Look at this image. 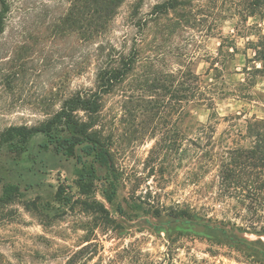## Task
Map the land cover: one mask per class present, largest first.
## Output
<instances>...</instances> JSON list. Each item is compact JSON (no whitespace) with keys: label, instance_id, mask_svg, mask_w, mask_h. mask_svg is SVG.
<instances>
[{"label":"trees","instance_id":"16d2710c","mask_svg":"<svg viewBox=\"0 0 264 264\" xmlns=\"http://www.w3.org/2000/svg\"><path fill=\"white\" fill-rule=\"evenodd\" d=\"M208 1L212 3L207 9L210 13L205 12L198 0L157 3L147 17L140 19L130 43L122 45L115 43L110 33L125 0H69L67 11L53 20V37L70 36L79 41L83 51L81 71L94 64V87L64 96L39 124L6 128L0 133V150L7 147L25 151L32 140L42 136V141L36 143L37 152L32 154L33 164L49 167L55 162L60 166L59 172L68 170L72 177H62L60 173L53 177L54 182L30 197L29 192L41 186V179L31 180L29 187H24L27 192L20 182H3L0 207L19 202L36 214L46 229L58 222H70L74 232L81 231L64 264H90L96 256L99 259L93 264H217L214 259L226 254L247 264H264V119H249L242 133L234 128L223 131L222 134L232 137L229 141L218 137L216 127L218 77L222 73L216 64L221 63L223 56L236 55L237 46L218 36L222 41L207 72L209 75L213 69L217 75L207 80L197 71L200 60L196 53L164 60L158 52L157 34L163 30L165 20L176 21V26L183 25L181 20H185L190 26L219 7L232 17H264V0H223L222 5L219 0ZM12 8L11 0H0V36L11 18ZM250 44L254 53L243 69L253 79L264 77V39L259 37ZM128 83L136 86L125 89ZM122 91L126 116L145 113L151 118H174L172 134L157 139L151 152L162 163L171 153L177 154L172 161L180 164L183 157L179 155L188 151L197 163L204 159L205 172L216 166L218 195L243 206L244 214L240 216L244 223L203 215L196 208L180 203L154 205L135 196L118 201L121 175L113 152L114 134L107 133L103 112L107 96ZM201 107L210 110L206 123L196 114ZM187 139L189 148L184 147ZM36 174L37 171L33 176ZM114 204L113 211L110 206ZM135 217H142L143 222L153 220L159 236L165 231L167 249L153 252L134 241L115 255H105L100 233L122 236L120 228L126 230L123 224ZM188 236L206 244L208 256L189 250L179 260L183 240Z\"/></svg>","mask_w":264,"mask_h":264},{"label":"rangeland","instance_id":"374dc122","mask_svg":"<svg viewBox=\"0 0 264 264\" xmlns=\"http://www.w3.org/2000/svg\"><path fill=\"white\" fill-rule=\"evenodd\" d=\"M161 1L125 0L112 24L110 36L113 41L118 45L129 44L140 19L147 17L146 14ZM219 1V5L224 2ZM11 2V18L0 36V133L12 125L31 127L39 124L64 96L94 87V64L81 71L83 51L79 41L70 36H52L53 20L67 11L69 0ZM197 3H201L205 12L208 5H212L208 0H198ZM229 15L219 7L215 13L200 22H191L190 26L185 20H181V26H176V21L172 24L170 20H165L163 30L157 34L161 59H180L184 53H196L200 60L197 71L204 80L217 75L213 69L209 75L207 72L213 66V57L217 56L222 41L218 36L226 37L237 46L236 55L223 56L219 61L221 63L216 64L222 69L218 77L216 111L219 121L216 127L218 137L225 141L232 137L222 134L223 131L234 128L242 133L249 119H264V77L253 79L243 69L248 64L247 58L254 53L250 43L259 37L264 39V17L256 15L243 19L240 15ZM171 18L176 19L174 16ZM248 77L249 82L246 81ZM135 86L136 83H128L125 89ZM122 93L107 96L103 112L107 133L114 134L113 152L121 175L118 201L135 196L143 197L154 205L180 203L196 208L203 215L244 223L240 216L244 214L243 206L232 199H221L218 195L216 166L205 172L204 159L197 163L188 151L179 155L183 157L180 164L172 161L178 157L177 154L171 153L162 163L156 153L151 152L157 139L166 133L172 134L174 118H151L145 113L137 117L126 116ZM146 96L149 98V95ZM196 114L201 122L209 121V109L198 108ZM42 139L38 136L32 140L25 151L7 147L0 150V192L3 182L8 180L20 182L22 190L27 192L24 187H29L31 180L41 179V186L31 190L30 197L39 188L54 182L53 177L60 173L62 177H72L68 170L59 172L60 166L55 162H51L49 167L43 163L33 164L32 154L37 152L36 143ZM189 146L187 139L184 147ZM36 171V176H33ZM110 207L114 211L116 204ZM238 211L240 214H237ZM140 219L142 217H135L124 223L126 230H119L122 236L100 233L105 245L104 254L115 255L123 246L134 241H139L144 249L153 252L166 250L165 231H161L159 236L153 228V220L143 222ZM80 235L82 232H74L70 222H58L46 229L41 225L40 218L27 211L21 203H10L0 207V264H64ZM247 236L256 238L254 234ZM194 239L188 236L183 240L179 260H183L189 250L199 256H208L205 253L206 244ZM98 259L99 256H96L90 264ZM214 260L217 264H247L227 254Z\"/></svg>","mask_w":264,"mask_h":264}]
</instances>
